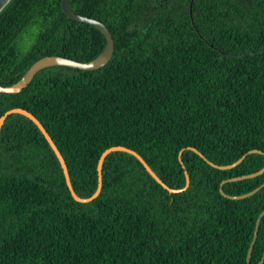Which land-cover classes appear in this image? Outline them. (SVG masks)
Here are the masks:
<instances>
[{
    "label": "trees",
    "instance_id": "16d2710c",
    "mask_svg": "<svg viewBox=\"0 0 264 264\" xmlns=\"http://www.w3.org/2000/svg\"><path fill=\"white\" fill-rule=\"evenodd\" d=\"M103 23L115 51L98 70L54 66L0 118V264H248L264 211V0H70ZM107 40L70 19L62 0H12L0 14V86L47 56L87 63ZM189 148L197 149L204 158ZM258 150L262 153H251ZM243 162L233 169L228 166ZM225 182V183H224ZM224 183V184H223ZM223 184V185H222ZM264 256V217L251 264ZM264 264V263H263Z\"/></svg>",
    "mask_w": 264,
    "mask_h": 264
},
{
    "label": "water",
    "instance_id": "95a60500",
    "mask_svg": "<svg viewBox=\"0 0 264 264\" xmlns=\"http://www.w3.org/2000/svg\"><path fill=\"white\" fill-rule=\"evenodd\" d=\"M12 0H0V14L3 12V10L10 4ZM62 8L64 13L72 20L77 21V22H82V23H86L89 25H92L94 27H96L98 30H100L106 37L107 40V44H106V48L104 50V52L97 57L96 59H94L93 61L87 62V63H82V62H77L74 60H70L64 57H60V56H47L44 57L42 59H40L39 61H37L30 69L29 71L25 74V76L16 84L12 85V86H8V87H2L0 86V93H4V94H19L21 93L25 88H27V86H29L31 84V82L33 81L34 77L36 76L37 73H39L40 71L50 68V67H54V66H68V67H72V68H76L79 70H98L103 68L104 66H106L110 60L113 57L114 51H115V42L113 39V36L111 34V32L109 31V29L100 21L89 18V17H85V16H81L76 14L70 6V0H62ZM12 114H21L26 116L27 118H29L30 120H32L37 126L38 128L41 130V132L43 133V135L45 136V138L47 139V141L49 142L50 146L52 147L53 151L55 152L58 160L60 161V164L62 166V169L64 171V175L66 178V182L67 185L69 187V190L71 191V194L73 196V198L80 203H89L92 202L93 200L97 199L98 196L100 195L101 191H102V186H103V165L104 162L106 160V158L113 152H126L129 153L133 156H135L146 168V170L148 171V173L160 184L162 185L166 190H168L170 193L174 194V193H181L185 190H187L190 187V177L186 172L187 175V184L183 189H171L169 188L158 176L157 174L151 169V167L146 163V161L135 151L125 148L123 146H115V147H111L109 149H107L101 156L100 160H99V165H98V173H99V184H98V189L95 192V194L93 196H91L90 198H81L79 197L72 185L71 182V177L68 171V167L67 164L61 154V152L58 150L57 146L55 145V143L53 142V140L51 139L50 135L48 134L47 130L43 127V125L40 123V121L30 112H28L27 110L21 109V108H16V109H12L7 111L1 118H0V133L2 130V127L6 121V119L12 115ZM190 150L196 152L197 154H199L201 157L204 158L203 154H201L197 149L195 148H189ZM251 153H262L258 150H254ZM246 158V155L243 156L239 161H237L236 163L232 164V165H228V166H217L211 162H209L212 166L222 169V170H229V169H233L236 166L240 165L243 160ZM264 174V168L259 171L258 173L252 174V175H248V176H242V177H237V178H233L228 180V182H234V181H241L244 179H249V178H254L257 177L259 175ZM225 183V182H224ZM223 183V184H224ZM222 184V185H223ZM262 187H264V184L262 186H260L259 188H257L256 190L246 194V195H242V196H228L224 193L223 189H221V193L227 197L230 198L232 200H241V199H246L248 197L253 196L254 194H256L260 189H262ZM264 217V211L261 213V215L259 216L258 220H257V224H256V232H255V236L253 239V242L251 244L249 253H248V264H251V256H252V252H253V248L255 246L257 237H258V232H259V226L261 223L262 218ZM264 263V256L261 260V262L259 264H263Z\"/></svg>",
    "mask_w": 264,
    "mask_h": 264
}]
</instances>
